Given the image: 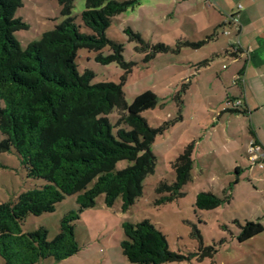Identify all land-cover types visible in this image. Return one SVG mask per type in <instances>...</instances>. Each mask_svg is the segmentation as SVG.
I'll return each instance as SVG.
<instances>
[{"label": "trees", "instance_id": "1", "mask_svg": "<svg viewBox=\"0 0 264 264\" xmlns=\"http://www.w3.org/2000/svg\"><path fill=\"white\" fill-rule=\"evenodd\" d=\"M65 20L43 35L42 39L23 48L16 33L29 25L16 18L23 0H0V152L14 151L26 168L28 177L46 181L44 187L21 194L15 202L0 204V258L5 264H39L46 259L61 262L80 250L75 223L80 215L93 209L97 199L105 197V205L114 207L122 200L127 212L143 196L144 181L156 169L152 151L157 135L169 129L149 126L142 114L154 109L158 98L145 92L128 105L123 84L91 83V71L80 73L78 53L85 49L111 54L98 56L102 65L118 63L127 70L123 45L107 38L113 19L139 5L137 1L87 0L82 14L83 25L92 33L81 32L72 17L74 0H60ZM126 32L132 40L145 45L139 34ZM199 47V45H192ZM166 52L164 46L155 49ZM117 111L116 126L110 116ZM117 132L114 134V128ZM194 145H188L175 161L177 180L163 182L159 193H169L163 201L182 197L183 188L192 180ZM131 165L117 171V164ZM230 188V187H229ZM77 196L78 211L61 221L54 241L40 227L23 232L29 216L56 211L66 198ZM223 199L213 193H199L197 210H215ZM240 242L264 232L261 223L241 226ZM125 240L122 252L128 264H165L183 257L170 251L166 236L149 220L138 224L123 223Z\"/></svg>", "mask_w": 264, "mask_h": 264}, {"label": "rangeland", "instance_id": "2", "mask_svg": "<svg viewBox=\"0 0 264 264\" xmlns=\"http://www.w3.org/2000/svg\"><path fill=\"white\" fill-rule=\"evenodd\" d=\"M118 1L139 3L116 16L106 32L108 39L123 45L124 61L131 69L118 63H99V55L111 54L107 48L101 53L80 50L76 61L78 70L80 73L91 71L93 85L123 84L128 105L137 96L152 92L158 98V104L142 116L153 129L159 130L166 125L169 129L157 135L153 144L156 169L144 181L143 196L127 212L122 211L120 198L114 207L108 208L105 197H99L96 206L82 213L75 223L79 252L61 262L46 259L39 264H128L121 247L125 240L123 223L138 224L145 220L166 236L170 251L183 257L181 261L165 264H264V232L245 242L239 240L241 226L247 222L261 223L264 227V181L254 182L249 170L239 184L230 185L238 176L233 170L227 172L231 166L225 164V158L214 160L212 154H199L198 151L194 154V151L195 167L192 180L183 188L184 195L169 202L163 201L169 193L158 192L161 183L173 184L177 180L173 164L188 145L193 144L198 150V142L203 139V147L208 149L209 140L204 137V128H208L213 120L210 107L220 105V97L212 94L214 82L208 80L209 69L227 72L222 65L231 68L233 63L225 58L210 61L212 47L208 43L197 44L206 37L201 38L204 28L192 16L197 13V6L192 1ZM86 8L87 0H74L72 17L81 32L91 34L82 22ZM16 18L29 25L27 30L16 33L23 48L40 41L44 34L65 20L60 0H23ZM128 29L139 34L146 46L132 40L126 32ZM160 46H164L166 52L155 50ZM198 73L202 74L200 83L197 82ZM109 118L116 126L119 113L115 111ZM116 132L115 127L114 134ZM4 139L0 132V140ZM246 161L251 164L248 158ZM130 165L128 161L119 162L117 171ZM46 184L44 180L28 177L14 151L0 152V204L15 202L21 194ZM202 192L213 193L224 201L215 210L199 211L195 203ZM77 199V196L66 198L53 213L29 216L23 224V232L28 234L44 227L48 231V240L54 241L62 219L78 211ZM0 264H5L1 258Z\"/></svg>", "mask_w": 264, "mask_h": 264}, {"label": "crops", "instance_id": "3", "mask_svg": "<svg viewBox=\"0 0 264 264\" xmlns=\"http://www.w3.org/2000/svg\"><path fill=\"white\" fill-rule=\"evenodd\" d=\"M190 1L197 6L192 16L205 31L201 38L206 37L197 44L212 47L210 61L225 58L233 63L231 68L222 65L227 72L209 69L208 80L214 82L212 94L220 97V105L210 107L213 120L204 128L208 151L200 139L194 154L198 151L214 155V160L225 158V164L231 166L227 172L233 170L238 176L230 185L239 184L247 170L254 182H263L264 170L248 164L246 158L252 141L264 146V0ZM198 74L200 83L202 74ZM238 78L240 81L234 85ZM236 100L242 102V107L226 110L225 104Z\"/></svg>", "mask_w": 264, "mask_h": 264}, {"label": "built area", "instance_id": "4", "mask_svg": "<svg viewBox=\"0 0 264 264\" xmlns=\"http://www.w3.org/2000/svg\"><path fill=\"white\" fill-rule=\"evenodd\" d=\"M226 34H229L226 32ZM240 78L235 80L234 85L238 84ZM242 107V102L240 100L231 101L226 104V110H234L237 111ZM248 159L252 166H256L257 168L264 170V146L258 144L255 141H252L249 145L248 150Z\"/></svg>", "mask_w": 264, "mask_h": 264}]
</instances>
